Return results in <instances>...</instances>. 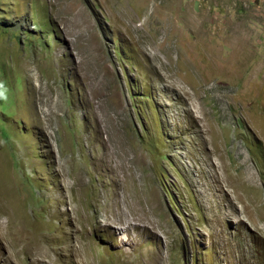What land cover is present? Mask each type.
<instances>
[{"label":"rangeland","instance_id":"rangeland-1","mask_svg":"<svg viewBox=\"0 0 264 264\" xmlns=\"http://www.w3.org/2000/svg\"><path fill=\"white\" fill-rule=\"evenodd\" d=\"M0 264H264V0H0Z\"/></svg>","mask_w":264,"mask_h":264},{"label":"bare ground","instance_id":"bare-ground-1","mask_svg":"<svg viewBox=\"0 0 264 264\" xmlns=\"http://www.w3.org/2000/svg\"><path fill=\"white\" fill-rule=\"evenodd\" d=\"M82 12V11H81ZM130 27V26H129ZM82 61V60H81ZM37 65V64H36ZM37 66H35V67H33L32 69H33V71H34V68H36ZM31 69V70H32ZM32 71V72H33ZM157 72H158V69H157ZM35 74H36V72L34 71L33 72V74H32V77H34L35 76ZM162 77H164L165 78V76L164 75H162ZM35 78V77H34ZM49 83V82H48ZM179 82H177L176 80H169V88L170 89H178V88H181V89H179V93H181L183 96H185L184 97V99L186 100V106H187V110L188 111H190V112H192L193 114H194V111H196L197 109H196V106H195V104H194V102H193V100L191 99L192 97L190 96L191 94H190V92L188 91V90H186L185 88H183V86L181 85V84H178ZM181 83V82H180ZM51 85V84H50ZM33 87L35 88L34 90H33V92H34V95H36L37 96V104H36V102H35V105H37V106H35L36 107V112L37 113H39L38 115V117H40V119H45V117H48V113H47V111L43 108V106H44V100L42 99V97L44 96V95H42L43 93H41L40 92V86H37L35 83H33ZM46 91V90H45ZM36 96H35V98H36ZM55 99V98H54ZM60 100V99H59ZM54 102V101H53ZM57 103H58V101H56ZM60 103V102H59ZM59 103H58V105H59ZM56 104V103H55ZM54 108H55V110H56V105L54 106ZM58 108V107H57ZM59 108H60V105H59ZM50 110V109H49ZM52 113H54V112H52ZM48 114V115H47ZM41 115V116H40ZM47 115V116H46ZM196 117V119H198L197 118V116H195ZM45 127V126H44ZM45 129V128H44ZM42 130H43V128H42ZM66 210V209H65ZM110 224H111V222H107L106 223V225H108V226H110Z\"/></svg>","mask_w":264,"mask_h":264}]
</instances>
